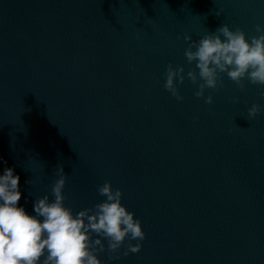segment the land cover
<instances>
[{
	"label": "water",
	"instance_id": "1",
	"mask_svg": "<svg viewBox=\"0 0 264 264\" xmlns=\"http://www.w3.org/2000/svg\"><path fill=\"white\" fill-rule=\"evenodd\" d=\"M224 23L258 35L264 0H0V175L19 204L34 215L62 166L74 213L109 181L142 221L141 251L104 264H264V112L247 119L264 86L221 74L211 105L163 86L169 63L195 67L184 36Z\"/></svg>",
	"mask_w": 264,
	"mask_h": 264
},
{
	"label": "clouds",
	"instance_id": "2",
	"mask_svg": "<svg viewBox=\"0 0 264 264\" xmlns=\"http://www.w3.org/2000/svg\"><path fill=\"white\" fill-rule=\"evenodd\" d=\"M215 15L220 16L221 12ZM255 31L258 35L249 39L243 29L233 30L224 23L198 40L185 35L188 47L184 56L187 64L195 67L185 72L183 65L173 67L169 63L164 72V89L177 101H183L179 86L187 79L197 86L195 97L204 98L211 105L213 96L205 98V91L223 87L221 74L226 73L241 90L245 79L264 86V26L257 24ZM232 100L239 103L238 97ZM261 112L264 105L252 104L247 109V119L250 121ZM55 175L52 199L47 194L36 197L33 215L19 204L22 195L19 175L14 167L4 168L0 175V264H104L100 254L107 251L109 260L120 259L125 241L124 256L141 251L146 233L142 221L122 203L121 189H114L111 182L105 181L97 188L105 199L74 213L65 204L68 175L62 166H57ZM26 183L32 185L33 181Z\"/></svg>",
	"mask_w": 264,
	"mask_h": 264
}]
</instances>
